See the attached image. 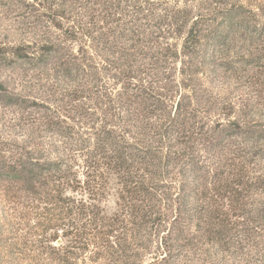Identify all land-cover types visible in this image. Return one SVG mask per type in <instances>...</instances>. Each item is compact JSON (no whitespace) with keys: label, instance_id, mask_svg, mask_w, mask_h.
Instances as JSON below:
<instances>
[{"label":"trees","instance_id":"trees-1","mask_svg":"<svg viewBox=\"0 0 264 264\" xmlns=\"http://www.w3.org/2000/svg\"><path fill=\"white\" fill-rule=\"evenodd\" d=\"M75 2L89 21L67 27L63 40L46 41L40 52L26 53L37 55L43 69V97L32 105V125L61 140L48 142L53 155L45 160H0V181L19 186L28 218L37 220L30 233L67 259L58 257L57 264H71L69 259L89 248L93 260L107 264H180L198 245L208 247L205 263L216 264L220 255V264H232L223 255L233 260L242 251L237 240L247 244L258 233L238 231L241 225L220 218L215 204L213 211L198 212L199 229L192 234L184 218L188 211L180 210L182 204L171 208L176 190L178 197L196 182L193 174L202 176L199 154L208 143V137L189 134L194 110L179 91L189 89L191 75L202 73L204 48L223 45L240 11L263 12L264 0ZM176 38H182L180 48ZM171 71L185 76L178 86ZM75 167L83 169L82 180ZM112 192L118 204L108 216L101 205ZM58 235L69 245L51 247Z\"/></svg>","mask_w":264,"mask_h":264},{"label":"rangeland","instance_id":"rangeland-1","mask_svg":"<svg viewBox=\"0 0 264 264\" xmlns=\"http://www.w3.org/2000/svg\"><path fill=\"white\" fill-rule=\"evenodd\" d=\"M62 15L69 21L60 19ZM85 15L75 0H0V96L4 97L0 101V160L17 164L27 158L45 160L53 155L48 151V142L61 139L45 135L31 122L37 116V109L32 105L43 97L38 87L43 69L37 55L26 53L38 50L46 41L63 40L67 27L76 25L77 21H89V14ZM239 15L230 31L231 37L218 48H204L208 54L198 60L203 63L202 73L191 75L189 89L179 91L190 98L192 107L189 108L194 110L189 134L208 137V143L206 152L199 154L203 155L202 165L198 164L203 167L202 176L193 174L196 182L185 186L179 198L176 190L171 208L182 204L180 210L188 211V217L184 218L193 234L199 229L198 212L207 208L213 211L216 204L220 218L241 225L237 226L238 231L259 235H252L247 244L238 239L242 251L233 260L234 255L230 253L223 256L232 264H260L258 259H264V11L247 7ZM174 43L180 48L182 38H176ZM77 47L74 46V51ZM174 64L178 71L180 60L176 58ZM170 77L177 86L185 79L173 71ZM22 95L27 96L22 98ZM90 127H85L84 132H89ZM82 170L74 168L79 180L83 179ZM116 203L112 192L102 201L104 213L112 215L117 209ZM25 207V195L19 186L0 181V264H57L59 258L65 259L61 252L52 254L47 244L39 245L40 236L30 233L35 232L31 227L37 220L33 216L28 218ZM169 212L164 213L170 215ZM191 215L194 217L190 218ZM204 215L210 221L212 216ZM58 236L50 243L51 247L69 245L70 240ZM187 242L188 239L178 243L184 246ZM195 248L197 251L182 258L180 264H208L203 260L208 247ZM92 251L89 248L84 253L78 252L81 257L68 261L107 264L93 260ZM220 257L212 262L220 264Z\"/></svg>","mask_w":264,"mask_h":264}]
</instances>
